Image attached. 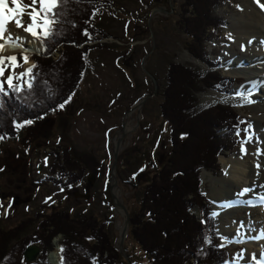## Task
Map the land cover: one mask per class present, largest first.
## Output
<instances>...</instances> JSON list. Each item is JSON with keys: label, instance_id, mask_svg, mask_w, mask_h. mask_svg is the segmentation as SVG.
Wrapping results in <instances>:
<instances>
[{"label": "rangeland", "instance_id": "rangeland-1", "mask_svg": "<svg viewBox=\"0 0 264 264\" xmlns=\"http://www.w3.org/2000/svg\"><path fill=\"white\" fill-rule=\"evenodd\" d=\"M184 1L110 0L108 8L96 14V26L107 33V38L100 43L110 47L92 49L87 58L88 68L78 90L68 102L48 118L22 126V131L25 127L22 137L7 142L0 154V169H3L0 171V227L12 228L38 213L51 214L55 210H65L77 217L90 215L105 224L115 249L121 253L120 231L125 218L115 206L112 195L108 197L104 193L112 184L115 147L120 142L116 162L120 198L116 197L132 214L139 209L145 177L141 174L145 173L146 177L153 175L170 153L169 129L160 109L170 63L200 72L211 70L207 63L194 58L186 50L187 37L178 24ZM249 3L257 4L256 0H223L215 9V15L221 17L225 25L206 43V52L214 63L213 70L232 81L227 82V92L206 90L197 94L199 106L203 109L220 103L233 104L230 106L240 116L241 128L236 135L234 150L218 158L217 170L203 169L200 173L201 194L208 199L209 210L217 218L216 235L223 239L218 245L229 250L230 264H262L264 260V209H261L264 207L248 203L257 204L260 200L256 184L264 186V177L256 174V180L246 185L242 182V187L233 188L232 195L224 194V198L213 194V190L233 180L231 164L222 162V159L227 157L242 162L250 150L264 154V132L260 131L264 130V122H261L259 130V125L252 119V106L245 100L234 99L230 103L222 100L208 105L205 98L221 94L236 97L239 92L244 93L247 77L228 75L224 67L234 60L235 55L248 54L249 44L243 41L235 44V37L237 19L246 12ZM29 5H32V0H5L1 10L6 13V19L14 17L27 27L33 23L28 15L32 10ZM32 7L40 10L36 23L44 34L51 22L43 19L39 4ZM7 28L12 32L13 40L19 36L36 41L14 22L7 23ZM0 41L5 42L3 39ZM255 44L264 46V37L261 41L257 39ZM37 45L38 48H31L33 51H26L32 53L37 50L34 54H0V58H4L0 62V69H3L0 89H5L9 80L13 83L15 79L24 78L25 69L33 63L31 57L41 50ZM258 53L264 55V48ZM53 56L57 59L60 53L57 51ZM8 57L16 59L10 61ZM24 57H27L26 62ZM143 99L147 100L142 104ZM65 147L70 148L79 167L85 169V181L69 188L47 180L49 176L59 178V174L51 172L50 167L54 163L64 166L62 158H58L62 157ZM60 167L55 170H60ZM205 172L209 175L204 176ZM245 188L251 191L240 195ZM78 194L89 195L92 201L77 198ZM45 219L32 223L23 236L33 235ZM52 230L51 227L46 234ZM56 240L61 246L64 235L59 233L52 238L53 251V241ZM123 246L117 264H148L146 254L130 235V229ZM123 254L128 256V260Z\"/></svg>", "mask_w": 264, "mask_h": 264}, {"label": "trees", "instance_id": "trees-1", "mask_svg": "<svg viewBox=\"0 0 264 264\" xmlns=\"http://www.w3.org/2000/svg\"><path fill=\"white\" fill-rule=\"evenodd\" d=\"M163 1V0H162ZM110 0H57L43 15L53 20L49 34L40 33L42 51L31 58L32 66L23 79L0 89V154L7 142L17 141L28 125L55 113L78 90L88 68L92 49L109 48L100 43L107 33L96 26L95 16L108 8ZM223 0H185L178 21L187 37L186 50L211 68L200 72L170 63L167 85L162 92L161 116L169 129L170 153L153 175L143 178L139 209L130 214V235L146 254L148 264H230L227 248L218 243L217 219L210 202L201 194L200 173L215 171L217 160L234 150L240 122L234 107L215 105L203 109L197 94L206 90L227 92L225 78L216 70L206 52V43L225 25L215 9ZM60 56L54 59V53ZM30 81L29 84L25 82ZM23 128L22 131V126ZM27 125V126H26ZM224 132V133H223ZM223 133V134H222ZM64 166L55 185L69 188L85 181V169L72 158L69 147L62 149ZM111 197L110 190L104 192ZM197 207L200 216L193 213ZM46 217L31 236L28 227ZM53 228L47 235L46 232ZM62 233L63 264H117L121 253L111 234L97 218L77 217L65 210L38 213L12 228L0 227V264H28L23 257L31 244L42 248L40 263L46 264L51 240ZM90 238V239H89Z\"/></svg>", "mask_w": 264, "mask_h": 264}, {"label": "bare ground", "instance_id": "bare-ground-1", "mask_svg": "<svg viewBox=\"0 0 264 264\" xmlns=\"http://www.w3.org/2000/svg\"><path fill=\"white\" fill-rule=\"evenodd\" d=\"M259 4H264V0H259ZM259 4L257 3L254 5L249 3L246 5V12L242 13L237 19L238 28L236 31L235 44H239L240 42L249 44V49L247 50L248 54L243 56L235 55L234 60L231 61L228 66L226 64L224 67L225 73L228 75H245L247 77L248 83L243 86L244 93L239 92V95H236V97H230L225 94L215 96L214 98L206 96L205 102L208 105L222 100L229 101L230 103L234 99L235 101L245 100L249 102L253 110L252 119L257 123V126L259 125L258 128L260 130L262 128L261 122H264V55L258 52L261 48H264V46H259L255 43L257 39L261 41L262 37H264V9H262ZM5 14L6 13H4V16H6ZM23 38L19 46L0 41V45H3V47L0 48V54L9 55L16 52H22L27 55L34 54L37 50L32 53H27L26 51H33L31 48H35L36 46L38 48V43L31 38ZM25 39H29L30 41L25 42ZM21 48H23V50H21ZM250 53L252 54L250 55ZM240 89L241 88H239V90ZM260 131L264 132V130ZM120 134L122 135V133ZM222 162L231 164V168H233V180L227 181L229 186L226 185L225 182L221 188L213 190V194H216L219 198H224V194H226V196L232 195L233 188L237 186L242 187V182L244 185H246L247 182H253L256 174L264 177V154L259 155L256 151L250 150L242 162L227 157L222 159ZM257 165H259V167H257ZM208 175L209 173L205 172L204 176ZM256 185V193L258 195L260 194L258 197V199H260V197H264V186H261L259 183ZM228 189L229 192H227ZM115 194L120 198L119 190H115ZM231 204L236 205V203ZM250 244H253V241H251ZM52 258H55V254H52ZM242 263L244 264V262ZM263 263L264 260L262 261V264Z\"/></svg>", "mask_w": 264, "mask_h": 264}, {"label": "snow or ice", "instance_id": "snow-or-ice-1", "mask_svg": "<svg viewBox=\"0 0 264 264\" xmlns=\"http://www.w3.org/2000/svg\"><path fill=\"white\" fill-rule=\"evenodd\" d=\"M15 2V0H14ZM63 3H67L68 0H62ZM256 2L259 4V0H256ZM39 4L41 6V10L43 8H48L49 11H51L52 8L57 6V0H32V5ZM5 5V0H0V9H2ZM32 5H29V7L32 9L28 15L29 18L32 20V24H29L27 27H24V25L21 23L20 20L15 19L14 17L6 19L3 11L0 10V39H3L5 43L11 42L13 45L19 46V43L24 39L23 37L17 36L15 40L12 39V32L7 28V23L14 22L17 27L24 28L25 32L30 33L34 38L40 39V31L38 30L40 26L36 23L37 16L40 14V10H37L36 8H33ZM259 6L264 9V4H259ZM17 7L19 8V4H17ZM239 7V6H237ZM23 13L21 12V15ZM6 34V35H5ZM49 34L48 31L44 32L45 37ZM3 45H0V48H2ZM4 58H0V62L3 61ZM10 61H14L15 57H8ZM25 62L27 61V57H24ZM3 69H0V73H2ZM9 85H11V81H8ZM63 107V105H61ZM259 167V165H257ZM0 171H3V169H0ZM251 189L245 188L241 191L240 195H245L246 193L250 192ZM51 199V198H49ZM251 206H261L264 207V197H261L260 200L257 202V204H252L251 201L248 202ZM2 206V205H0ZM11 207V204L9 205ZM264 238V237H262ZM90 239V238H89ZM61 253L64 251L63 247L60 249ZM63 256L61 257V264H63Z\"/></svg>", "mask_w": 264, "mask_h": 264}, {"label": "water", "instance_id": "water-1", "mask_svg": "<svg viewBox=\"0 0 264 264\" xmlns=\"http://www.w3.org/2000/svg\"><path fill=\"white\" fill-rule=\"evenodd\" d=\"M159 10L160 9H157L156 11H159ZM146 100L147 99H143L142 104L145 103ZM220 104H223V103H220ZM226 105H233V104H226ZM123 134H124V131H123ZM119 150H120V142H118L115 147V163L112 166V175H111V180H112L111 195H112V199L114 201L115 206L120 210V212L125 218L124 226L120 231V250L122 253L124 250V246H123L124 240L126 239L129 229H130V213H129L128 208L115 195V189L120 191V189L117 186V177H116V162H117V156H118ZM76 197L86 199V200H89L90 198V196L86 194H78L76 195ZM193 213L196 214L198 217L200 215L198 208H195ZM40 254H41L40 247L37 245H31L24 251L23 257L27 263L37 264L36 262L38 261ZM123 256L125 259L128 260V256L126 254H123Z\"/></svg>", "mask_w": 264, "mask_h": 264}, {"label": "flooded vegetation", "instance_id": "flooded-vegetation-1", "mask_svg": "<svg viewBox=\"0 0 264 264\" xmlns=\"http://www.w3.org/2000/svg\"><path fill=\"white\" fill-rule=\"evenodd\" d=\"M128 128V127H127ZM128 130V129H127ZM88 202L92 201V198H89V200H87Z\"/></svg>", "mask_w": 264, "mask_h": 264}]
</instances>
